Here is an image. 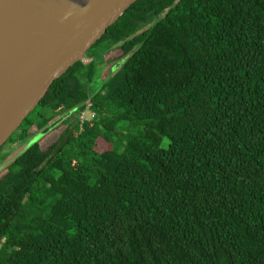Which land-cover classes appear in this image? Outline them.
<instances>
[{
    "label": "trees",
    "instance_id": "1",
    "mask_svg": "<svg viewBox=\"0 0 264 264\" xmlns=\"http://www.w3.org/2000/svg\"><path fill=\"white\" fill-rule=\"evenodd\" d=\"M173 2H132L7 139L0 264H264V0Z\"/></svg>",
    "mask_w": 264,
    "mask_h": 264
},
{
    "label": "water",
    "instance_id": "2",
    "mask_svg": "<svg viewBox=\"0 0 264 264\" xmlns=\"http://www.w3.org/2000/svg\"><path fill=\"white\" fill-rule=\"evenodd\" d=\"M134 1L0 0V147L51 82L73 61L81 60L87 48ZM64 117L49 122L27 145Z\"/></svg>",
    "mask_w": 264,
    "mask_h": 264
},
{
    "label": "rangeland",
    "instance_id": "3",
    "mask_svg": "<svg viewBox=\"0 0 264 264\" xmlns=\"http://www.w3.org/2000/svg\"><path fill=\"white\" fill-rule=\"evenodd\" d=\"M91 51H94V48H92ZM85 53L86 54L90 53V49L87 50ZM111 55L115 57L114 62L119 61V58L122 56V55H117V52H114ZM105 58L107 57L105 56ZM81 60L83 62H86L87 58L83 56ZM111 64L112 61H109L105 64L100 65L98 64V60H95L96 70H95L94 78L91 81V84H93L94 87H96L102 79H105L106 77L112 74V71L110 70ZM71 115L72 116L70 117H74V113H72ZM29 131H34L33 127H31ZM55 135L56 132L53 129L48 134H45L43 138L39 140L40 148H43L45 145H47ZM165 144H166V140L162 139L161 146L163 147ZM24 146H25V142L17 144V143H11L8 140H6L2 144L0 154L5 153L6 156L0 161V174L3 172L4 166L9 164L13 160V158L23 150ZM95 149L100 150L98 148Z\"/></svg>",
    "mask_w": 264,
    "mask_h": 264
},
{
    "label": "built area",
    "instance_id": "4",
    "mask_svg": "<svg viewBox=\"0 0 264 264\" xmlns=\"http://www.w3.org/2000/svg\"><path fill=\"white\" fill-rule=\"evenodd\" d=\"M94 116V113L90 110V103L87 101L81 105V108L74 113V117L81 123L87 121Z\"/></svg>",
    "mask_w": 264,
    "mask_h": 264
}]
</instances>
